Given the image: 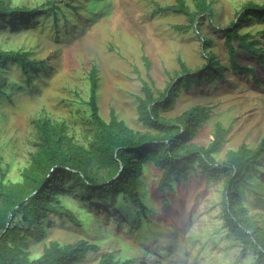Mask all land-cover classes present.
I'll return each mask as SVG.
<instances>
[{"label":"rangeland","instance_id":"obj_1","mask_svg":"<svg viewBox=\"0 0 264 264\" xmlns=\"http://www.w3.org/2000/svg\"><path fill=\"white\" fill-rule=\"evenodd\" d=\"M9 1L11 5L37 7L38 12L58 5L72 22L59 20L55 26L52 17L38 14L36 25L25 22L19 23L16 31L7 26L0 30V49L30 50L35 58L48 60L46 70H41L30 83L15 65L2 73L4 84L14 90L9 98L0 96V169L5 171V183L19 180L21 170L30 163V154L37 149L33 121L38 118L64 121L73 141L88 145L93 135L88 105L92 68L97 78L101 118L109 121L113 109L127 127L146 131L138 121L136 109L137 98H145L141 91L143 82L151 86L154 97H159L181 72L179 59L189 70L201 68L206 60L202 38L211 41L206 51L212 52L224 67L225 81L181 90L172 107L162 111V115L174 117L195 105L209 106L211 113L194 141L207 145L213 139L216 122L228 128L214 154L221 162L228 150L242 142L254 148L263 138L264 67L256 58L236 51L237 61L254 67L262 82L249 73H234L219 28L227 26L247 3L262 4L264 0H212L211 18L198 16L199 32L193 26L182 31L173 29L174 24L187 23L183 14L153 12L155 3L165 6L174 4V0ZM184 1L193 9L192 0ZM67 4L78 6L77 13L69 10ZM41 20L47 21L44 26L39 25ZM240 31L251 32L264 48V21L255 20ZM143 56L150 61L148 71ZM159 176V170L151 164L146 167L142 184L146 188L149 223L144 224V229L133 228V221L123 210L95 204L89 207L69 191L61 197L66 207L86 222L98 218L100 230L94 228L88 235L85 228L52 216L44 241L30 242V257L39 256L43 243L50 239L60 245L84 239L97 244L100 252L111 250L118 258H130L132 264H264L250 248L244 250L224 226L220 205L222 176L212 181L204 176L179 181L166 202L162 199L166 194L156 188ZM239 190L247 213L264 232V163ZM97 258V254L90 253L82 264H96Z\"/></svg>","mask_w":264,"mask_h":264},{"label":"trees","instance_id":"obj_2","mask_svg":"<svg viewBox=\"0 0 264 264\" xmlns=\"http://www.w3.org/2000/svg\"><path fill=\"white\" fill-rule=\"evenodd\" d=\"M190 9L184 0L160 6L155 3V13H180L186 24H174L177 31L193 26L199 32L200 17L213 14L212 0H192ZM38 12L37 7L11 5L9 0H0V30L7 26L16 31L19 23L36 25V15L52 17L55 26L72 22L58 5ZM69 10L77 13L78 6L67 4ZM61 15V18L58 14ZM46 19V18H45ZM255 20L264 21V2H249L234 14L229 24L219 28L227 50L230 67L234 73H249L257 82H262L252 66L240 64L236 51L256 58L264 67V48L259 39L248 31L240 30ZM47 21L41 20L39 25ZM211 41L202 38L203 66L189 70L179 59L180 71L166 86L159 97L150 92L151 86L143 82L141 91L145 98H137L138 121L147 128L144 132L133 131L119 120L113 109L109 121L99 115L97 105V78L95 68L90 71V109L92 138L86 147L73 141L64 121L38 118L33 121L38 138L37 149L30 154V163L21 170L20 179L5 183V171L0 169V264H82L90 253L98 255L96 264H132L131 259L118 258L114 251L100 252V247L88 240L60 245L50 239L43 243V251L37 257H30V242L40 243L46 238L52 216L66 219L77 227L85 228L90 235L92 229H99L98 218L86 222L77 218L66 207L62 196L75 192L79 199L91 207L123 210L130 218L133 228L138 230L148 224L149 207L146 203V188L142 184L146 167L151 164L159 170L156 188L162 194L163 202L168 193H174L175 184L187 182L191 177L204 176L207 181L222 176L221 215L227 231L246 250L250 248L257 258L264 262V232L255 226L254 218L246 211L239 190L250 175L256 174L264 163V136L254 147L245 142L226 153L224 161H217L214 154L221 147L229 132L220 122L214 124L213 139L207 145L194 141L203 121L211 113L209 106L195 105L174 117L162 115L168 111L181 90L204 86L206 82L225 81L224 67L210 51ZM30 50L0 49V96L9 98L13 88L5 85L2 73L11 65L19 68L27 83L46 70L47 59L34 57ZM142 60L146 70L150 61ZM149 80H151L149 78ZM203 83V84H202ZM146 94V95H145ZM95 206V208H96ZM128 220V221H130ZM140 264H145L141 262Z\"/></svg>","mask_w":264,"mask_h":264}]
</instances>
